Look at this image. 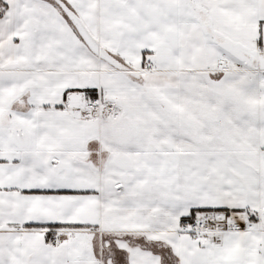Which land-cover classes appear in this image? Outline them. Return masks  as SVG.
Here are the masks:
<instances>
[{
    "label": "snow or ice",
    "instance_id": "6c2138e0",
    "mask_svg": "<svg viewBox=\"0 0 264 264\" xmlns=\"http://www.w3.org/2000/svg\"><path fill=\"white\" fill-rule=\"evenodd\" d=\"M0 264H264V0H0Z\"/></svg>",
    "mask_w": 264,
    "mask_h": 264
}]
</instances>
